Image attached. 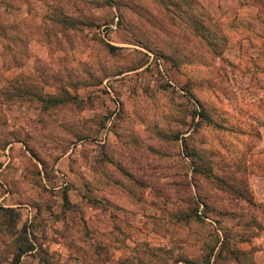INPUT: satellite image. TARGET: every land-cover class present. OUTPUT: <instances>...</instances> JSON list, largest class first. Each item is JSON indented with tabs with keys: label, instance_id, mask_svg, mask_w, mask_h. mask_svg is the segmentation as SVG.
I'll list each match as a JSON object with an SVG mask.
<instances>
[{
	"label": "rangeland",
	"instance_id": "rangeland-1",
	"mask_svg": "<svg viewBox=\"0 0 264 264\" xmlns=\"http://www.w3.org/2000/svg\"><path fill=\"white\" fill-rule=\"evenodd\" d=\"M257 202L264 0H0V264H257Z\"/></svg>",
	"mask_w": 264,
	"mask_h": 264
},
{
	"label": "crops",
	"instance_id": "crops-1",
	"mask_svg": "<svg viewBox=\"0 0 264 264\" xmlns=\"http://www.w3.org/2000/svg\"><path fill=\"white\" fill-rule=\"evenodd\" d=\"M258 204L259 202H257V204L255 205L258 211L256 218L264 225V204L261 207H259ZM232 221L235 222L236 220ZM255 229L259 230L258 227H256ZM262 229V233L255 231L251 235L248 234V237H242L238 240L239 249L251 255V259L257 264H264V228ZM218 230L221 231V229ZM218 247L219 246L217 245L216 249H218ZM239 257L240 256L236 254L232 255V264H242L244 258Z\"/></svg>",
	"mask_w": 264,
	"mask_h": 264
},
{
	"label": "built area",
	"instance_id": "built-area-1",
	"mask_svg": "<svg viewBox=\"0 0 264 264\" xmlns=\"http://www.w3.org/2000/svg\"><path fill=\"white\" fill-rule=\"evenodd\" d=\"M117 18V16L115 17V19Z\"/></svg>",
	"mask_w": 264,
	"mask_h": 264
},
{
	"label": "trees",
	"instance_id": "trees-1",
	"mask_svg": "<svg viewBox=\"0 0 264 264\" xmlns=\"http://www.w3.org/2000/svg\"><path fill=\"white\" fill-rule=\"evenodd\" d=\"M202 24V23H201Z\"/></svg>",
	"mask_w": 264,
	"mask_h": 264
}]
</instances>
